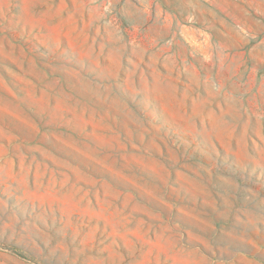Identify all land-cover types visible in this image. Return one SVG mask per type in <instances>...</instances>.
I'll use <instances>...</instances> for the list:
<instances>
[{"label":"rangeland","instance_id":"374dc122","mask_svg":"<svg viewBox=\"0 0 264 264\" xmlns=\"http://www.w3.org/2000/svg\"><path fill=\"white\" fill-rule=\"evenodd\" d=\"M0 264H264V0H0Z\"/></svg>","mask_w":264,"mask_h":264}]
</instances>
